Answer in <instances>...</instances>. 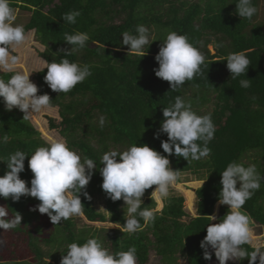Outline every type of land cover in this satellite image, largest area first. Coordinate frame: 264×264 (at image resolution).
Wrapping results in <instances>:
<instances>
[{"label": "trees", "instance_id": "trees-1", "mask_svg": "<svg viewBox=\"0 0 264 264\" xmlns=\"http://www.w3.org/2000/svg\"><path fill=\"white\" fill-rule=\"evenodd\" d=\"M260 1L252 0L257 13L251 19H243L236 11L238 0H9L14 12L31 14L23 27L26 33L34 31L37 41L45 47L40 56L46 64L65 58L61 50L71 48L64 41L66 33L85 32L90 37L83 49L67 57L70 62L90 66L92 74L82 83L67 93L54 92L44 80L46 68L36 75V80L39 95L48 94L50 107L59 110L61 121L50 119V128L59 130L82 161L90 158L97 166L80 193L83 216L89 222L112 223L120 229L109 232L79 229L71 217L54 224L53 233L41 239L30 230L39 220V213L30 206L41 202L30 196H22L19 201L0 197L12 216L17 213L22 216L21 224L11 230L28 236L29 248L35 256V263L0 259V264H61L69 244H83L89 238L98 239L113 254L135 247L136 264H147L152 251L161 258V264H177L180 258H185L187 264H208L215 257L212 254L206 260L200 244L207 226L214 223L208 216H213L219 203L221 173L229 163L237 162L245 167L255 165L264 176V18L259 20ZM73 10L81 12L76 23L65 22L64 14ZM138 25L148 27L151 34L154 28L157 34L153 43L145 46V56L128 55V46L122 44V33L135 35ZM172 31L186 36L204 56L200 74L176 90L154 71L159 67L155 57ZM211 45H215L214 54L209 50ZM240 52L249 59V68L232 79L226 59L229 54ZM13 74L0 71V78L7 80ZM244 79H250V87L241 86ZM177 96L190 103L198 115L211 114L216 131L208 143L211 150L208 157L188 162L174 154L168 156L161 147V142L168 139L167 134L160 133L156 138L164 119L163 108L174 104ZM210 105L213 110L206 111ZM24 115L19 109L7 111L0 98V137L10 138L6 144L0 143V158L5 161H0V176L7 171L9 155L23 151L29 157L20 176L30 187L33 178L28 167L30 155L49 143L29 119L23 120ZM101 116L106 117L104 127L99 124ZM198 143L203 146L202 141ZM134 144H147L168 156L172 169L179 171L178 182L184 174L205 180L196 192V217L184 221L189 216L184 210V197L173 195L161 212L155 211L154 222L145 225L138 217L141 230L132 234L121 231L126 223L125 203L122 199L112 201L103 191L99 168L105 152H123ZM155 187L147 189L149 195ZM85 191L91 200L84 196ZM99 197L105 203L106 213L95 207L94 199ZM156 205L150 198L142 207L155 210ZM229 209L220 208L217 223ZM240 211L264 227V180ZM242 247L249 253L254 250L249 244ZM238 264H249V260H239Z\"/></svg>", "mask_w": 264, "mask_h": 264}, {"label": "clouds", "instance_id": "clouds-1", "mask_svg": "<svg viewBox=\"0 0 264 264\" xmlns=\"http://www.w3.org/2000/svg\"><path fill=\"white\" fill-rule=\"evenodd\" d=\"M238 15L243 19H251L257 8L252 0H238ZM81 15L79 10L64 14L63 20L70 24L76 23ZM16 15L9 0H0V70L14 72L7 80L0 78V98L7 111L19 109L23 112V120L50 108L51 98L48 94L38 95L39 89L26 72L15 71L21 58L11 53L25 47L30 36L22 25L14 24ZM122 44L128 46V55L145 56V46L152 44V34L148 27L138 25L136 34L122 33ZM90 37L85 32L75 34L66 33L64 41L71 45L70 49H62L65 58L59 62L47 63L45 82L54 92L67 93L78 83H82L91 73L89 65L83 66L70 62L67 58L74 52L83 49ZM219 46V45H218ZM159 67L154 69L155 75L170 83L172 90L183 85L200 74V66L204 63V56L194 47L188 38L175 31L169 32L155 57ZM227 68L231 78L241 76L249 68V59L243 52L228 55ZM244 88L250 87V79L240 81ZM163 121L160 133L168 136L161 142L164 153L168 156L176 155L188 162L200 160L210 155L209 141L214 138L216 131L211 114L198 115L192 110L190 103L177 96L175 103L163 108ZM106 117L99 118L100 127H104ZM9 136L0 137V143H8ZM198 141L203 142L201 146ZM168 156L162 155L147 144L132 145L123 152L110 150L101 158L102 167L99 168L103 178L102 189L112 201L123 200L126 205L125 221L122 232L135 233L142 229L138 220L142 218L144 224L155 221V211L149 207H142V197L147 189L156 186L151 193L152 199L157 201L167 198L169 189L178 177L179 171L170 166ZM29 157L25 152L17 150L7 158V171L0 176V197L19 201L22 196L38 199L39 203L33 211L47 214L53 224L73 216L83 215V204L80 193L92 179L95 162L90 158L81 160V156L70 149L63 139L53 140L48 146L38 147L28 160V167L33 173L31 186L21 179L20 174L25 171V160ZM0 161H4L0 158ZM5 162V161H4ZM222 189L219 193V203L228 205V213L218 223L207 226V234L201 241L204 258L210 260L214 250L219 264L228 261L248 259L249 264H264V250L260 245H253V234L249 226V218L239 211L255 191L261 187V176L255 165L245 167L241 163L231 162L221 173ZM87 199L91 196L83 192ZM5 206H0V229L7 231L14 229L22 222V216L17 213L14 218L6 219ZM215 221V216H208ZM253 245L254 250L247 252L242 246ZM136 248L127 251L110 253L96 238H89L85 243L73 242L68 245L66 255L61 264H136Z\"/></svg>", "mask_w": 264, "mask_h": 264}, {"label": "rangeland", "instance_id": "rangeland-1", "mask_svg": "<svg viewBox=\"0 0 264 264\" xmlns=\"http://www.w3.org/2000/svg\"><path fill=\"white\" fill-rule=\"evenodd\" d=\"M15 15H16V20L14 21V24L22 25V26H24L28 22L31 16L29 12H24L21 10H16ZM263 18H264V0H261L259 20L262 21ZM153 30L154 31L152 32V40L157 35L154 28ZM28 34L30 36V40L28 44L25 47L12 52L11 54L18 55L21 58V63L17 65L15 71H22L28 73L30 75L31 81L35 83L38 87L36 75L40 71L44 70L47 66L45 60L40 56L41 53L45 51V47L37 41L34 31H30ZM209 50L211 51L212 54H214L215 45L209 46ZM0 71L9 72L3 70ZM205 109H207L206 111L211 112L213 110V105H210L209 108H205ZM50 119H53L57 123H60L61 118L59 116V110L57 107L55 108L50 107L46 110H43L40 113L33 115L29 119V121L33 124L36 130L40 132L42 139H44L47 143L50 144L53 140H58V139H63L65 141V139L61 136L59 130H52L50 128L49 126ZM180 178H181L180 182L176 181V183L170 187L169 195L167 198H163L159 201L153 198L157 204L154 211L161 212L164 209L165 202L169 197L173 195L183 196L184 210L189 215L187 218H184V221H188L190 218L196 217V211H197L196 192L199 188H201L204 185L205 180H199L197 176L193 174H184ZM154 189L155 188L152 189L150 195L148 194L147 190L145 191V194L142 197L144 202L152 198L151 193L154 191ZM94 201L97 210L106 213L105 203L103 199L99 197V198H95ZM0 206L6 207L5 203L2 202L1 200H0ZM222 206H227L230 208V206L228 205L217 204L213 216H215L216 218L219 217L220 208ZM30 208L34 209L36 208V206H30ZM123 208L126 210L125 204ZM6 211L8 214L6 219L14 218V216H12L11 213L8 211L7 207H6ZM36 211L39 213V220L35 222V224L30 228V230L33 234L38 235L41 239L48 238L54 231V224L51 222L50 217L47 214H41L38 211V209ZM72 218L76 220L77 227L79 229H88V230L90 229L93 230V232L94 231L101 232L103 230L109 232L110 230L120 229L119 225L112 223L89 222L83 215L73 216ZM216 220L213 222L217 223ZM249 226L253 234V245H260L261 248L264 249V227L256 224L253 221H251V224ZM37 229H39L40 232H38ZM42 245L46 250H48L45 244ZM253 245L251 246L253 247ZM209 251L215 255L214 250L209 248ZM0 259L3 262L28 261L35 263L34 262L35 256L32 254L28 245V236L25 233L14 232L11 229L7 231L0 229ZM238 263L239 260L228 261V264H238ZM147 264H161V258L157 256L154 251H152L150 253L149 261ZM177 264H187L186 259L180 258ZM208 264H219V261L215 256L209 261Z\"/></svg>", "mask_w": 264, "mask_h": 264}, {"label": "bare ground", "instance_id": "bare-ground-1", "mask_svg": "<svg viewBox=\"0 0 264 264\" xmlns=\"http://www.w3.org/2000/svg\"><path fill=\"white\" fill-rule=\"evenodd\" d=\"M251 224V221H250V219H249V225Z\"/></svg>", "mask_w": 264, "mask_h": 264}]
</instances>
